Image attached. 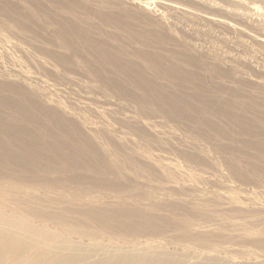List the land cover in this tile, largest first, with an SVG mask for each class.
<instances>
[{
	"label": "rangeland",
	"instance_id": "obj_1",
	"mask_svg": "<svg viewBox=\"0 0 264 264\" xmlns=\"http://www.w3.org/2000/svg\"><path fill=\"white\" fill-rule=\"evenodd\" d=\"M0 264H264V0H0Z\"/></svg>",
	"mask_w": 264,
	"mask_h": 264
},
{
	"label": "bare ground",
	"instance_id": "obj_2",
	"mask_svg": "<svg viewBox=\"0 0 264 264\" xmlns=\"http://www.w3.org/2000/svg\"><path fill=\"white\" fill-rule=\"evenodd\" d=\"M4 239V238H3ZM4 245H6V244H4ZM13 247V246H12ZM20 248V247H19ZM15 250H16V248H15ZM20 252V251H19Z\"/></svg>",
	"mask_w": 264,
	"mask_h": 264
}]
</instances>
